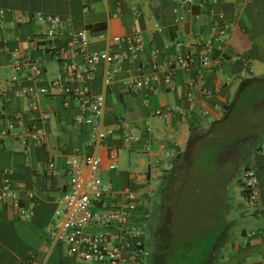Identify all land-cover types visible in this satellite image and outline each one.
I'll list each match as a JSON object with an SVG mask.
<instances>
[{"label":"crops","instance_id":"1","mask_svg":"<svg viewBox=\"0 0 264 264\" xmlns=\"http://www.w3.org/2000/svg\"><path fill=\"white\" fill-rule=\"evenodd\" d=\"M87 6L84 11L82 0H0V10H4L0 18V130L6 119L16 114L24 120L19 135L0 139V185L6 178L21 184L22 203L36 208L33 219L22 220L13 205L0 200V264H20L30 256L36 264H83L68 254L66 245L50 243L49 230L58 220L59 199L70 183L67 175L49 176L44 167L52 158L64 169L73 157L94 152L102 156V174L119 194L131 186L146 198L152 195L134 216V222L147 230V242L149 231L156 228L155 222L151 226V216L155 221L158 210L170 207L174 225L181 221L189 227L179 229L181 236L194 238L199 234L211 243L206 264H264V128L250 150L241 148L235 155L214 153L207 159L204 152L208 150H204L209 146L202 141L203 132L223 118L241 82L264 75V0H87ZM35 14L59 15L66 26L89 31L91 40L87 52L78 54L79 62L91 51L127 52L125 43H112L115 36L138 32L144 37L145 50L121 66L111 87L101 79L102 68L91 82L93 94L105 95L106 126L113 127L116 117L123 116L138 129L140 139L120 150L116 171L109 170L108 155L111 146L122 145L119 134L98 148L90 146L91 127L74 120L82 101L67 106L61 97L43 95L32 100L20 94L30 86H47L54 79L66 81L69 75L49 50L46 23L29 19ZM218 20L227 21L232 30L224 47L227 60L210 69L180 68L172 86L166 88L165 65L188 52L185 46L177 48L176 42L211 39ZM12 50L40 60L43 76L31 81L26 74L12 72ZM217 57L215 50L213 58ZM143 61H156L162 69L141 91L132 92L124 80L154 73L150 67H141ZM244 68L246 75L242 76ZM195 79L202 80V89L189 86ZM32 123L36 127L27 133ZM194 131L199 136L192 139ZM245 163L256 169L262 205L259 212L245 207L238 182L240 166ZM151 164L156 175L145 181ZM203 188L205 197L200 200L204 203L195 204ZM29 191L34 193L32 198L27 196ZM169 197L171 204L166 203ZM189 214L193 217L186 216ZM189 219H197L204 228L191 234L196 230ZM253 230L262 232L249 235Z\"/></svg>","mask_w":264,"mask_h":264},{"label":"built area","instance_id":"2","mask_svg":"<svg viewBox=\"0 0 264 264\" xmlns=\"http://www.w3.org/2000/svg\"><path fill=\"white\" fill-rule=\"evenodd\" d=\"M82 1L84 11H87V0ZM3 16L4 10H0V18ZM29 19H43L46 23L47 35L50 37L49 50L67 68L69 75L66 81L54 79L47 86H30L20 94L32 100L43 95L51 98L61 97L67 106L82 101L74 120L77 124H87L91 127L90 146L98 148L107 138L115 133L119 134L122 145L111 146L108 155L109 170L116 171L120 165V150L140 139L138 129L123 116L116 117L113 127L106 126L105 95L93 94L91 82L98 77V69L102 68L101 79L106 87H111L121 66L136 60L145 50L144 37L138 32L126 37L115 36L112 43H125L127 52L110 49L91 51L86 54L83 62H79L78 54L87 52L91 40L88 30H75L66 26L59 15L35 14L30 15ZM22 21V18L18 20L19 23ZM231 31L227 21L218 20L214 22V34L211 39H201L195 43L176 42L177 48L185 46L188 52L165 65L163 80L166 88L172 86L180 68L201 66L203 69H210L222 66L227 60L224 47L230 42ZM215 50H218L216 59L213 58ZM11 55L12 72L26 74L31 81H37L43 76L44 67L40 60L19 50H12ZM141 67H150L154 73L152 76L124 80L123 83L132 92L141 91L156 79L155 74L162 69L156 61H143ZM245 70L246 68L242 71V76L246 75ZM189 86L202 89L203 83L201 79H195L189 82ZM156 113L163 114L160 110ZM45 115L49 117V113ZM22 126L24 120L19 114L7 118L5 126L0 130V139L19 135L18 128ZM35 127V123H32L26 132H33ZM102 163L103 158L98 152L73 157L64 169L59 168L52 158L46 162L44 171L47 175H67L70 183V189L59 199V207L55 212L58 220L49 230L50 243L66 245L68 254L76 256L83 264H149L146 241L148 232L134 222V216L137 209L149 201L152 195L149 194L150 197L146 198L131 186L123 194H119L112 182L103 176ZM156 170L155 165L151 164L145 173V181L153 179ZM238 182L242 188L246 209L252 213L261 211L260 187L255 167L247 165L239 174ZM21 189V184L6 178L0 185V200L13 205L20 219L31 220L36 216V208L31 203H22ZM27 196L32 198L34 193L29 191ZM260 232L262 231L253 230L249 235ZM20 264L36 262L34 257L30 256Z\"/></svg>","mask_w":264,"mask_h":264},{"label":"trees","instance_id":"3","mask_svg":"<svg viewBox=\"0 0 264 264\" xmlns=\"http://www.w3.org/2000/svg\"><path fill=\"white\" fill-rule=\"evenodd\" d=\"M263 128L264 75L243 80L223 118L203 132L202 141L209 146L204 155H235L241 148L248 151ZM198 136L196 131L192 133V139ZM171 214L170 207L163 210L157 230L158 248L150 255L151 264H206L212 253L211 243L199 235L194 238L182 235L179 240Z\"/></svg>","mask_w":264,"mask_h":264},{"label":"rangeland","instance_id":"4","mask_svg":"<svg viewBox=\"0 0 264 264\" xmlns=\"http://www.w3.org/2000/svg\"><path fill=\"white\" fill-rule=\"evenodd\" d=\"M208 156L209 155H207L206 157H207V159H208ZM210 165H211V163H209ZM246 165H247V163H245V164H243L242 166H240V169H239V172L241 173L242 172V170L246 167ZM204 188H203V190H201V192H199L200 194L198 195V196H196V202H195V204L196 203H198L199 205L200 204H203L204 203V201H201L200 199L202 198V197H205V196H203L202 194L204 193ZM170 199L169 200H167V204H171L170 203V200H171V197H169ZM182 199H184V197H182ZM158 203H161L160 201L158 202ZM197 204V205H198ZM181 210H183V205H184V200L183 201H181ZM204 210H206V209H204ZM162 213H163V210H158V213H157V215L158 216H156V218H155V221H154V216H151V219H150V222H151V226H152V228L154 227V222H155V225H156V228H154L153 229V232H151V230L149 231V238H148V242H147V249H148V252H149V259H150V255L153 253V252H155V251H157V248H158V242H157V234H156V232H157V230H158V228H159V226H160V224H161V216H162ZM178 214V213H177ZM182 214V213H181ZM186 216H189V217H193V215H191V214H189V215H186ZM153 219V220H152ZM180 220V219H179ZM178 221V220H177ZM189 222H193V225L191 226L192 228H194V229H192V230H196V228L197 229H203L204 228V225H202V224H199V222H198V220L196 219H194V220H191V219H189L188 220ZM180 222L181 221H178V225L180 224ZM186 224H187V222H186ZM186 224H180V226H178V225H174V220H173V226H175L174 227V230H176V233H177V238L180 240V238L179 237H181V233L179 232V229H182V230H184L185 228H186V230L189 228ZM198 231L196 230V232H192L191 234H195V233H197ZM180 233V234H179ZM197 235H199V234H197ZM188 237H191L190 235H188ZM150 264H151V260H150Z\"/></svg>","mask_w":264,"mask_h":264},{"label":"flooded vegetation","instance_id":"5","mask_svg":"<svg viewBox=\"0 0 264 264\" xmlns=\"http://www.w3.org/2000/svg\"><path fill=\"white\" fill-rule=\"evenodd\" d=\"M152 259H154L153 256H152Z\"/></svg>","mask_w":264,"mask_h":264}]
</instances>
